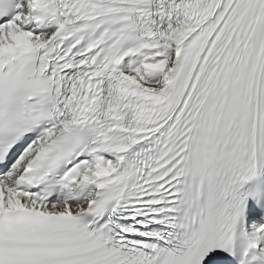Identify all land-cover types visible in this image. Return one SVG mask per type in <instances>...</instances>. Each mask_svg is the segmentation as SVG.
Listing matches in <instances>:
<instances>
[{"label": "snow or ice", "instance_id": "1", "mask_svg": "<svg viewBox=\"0 0 264 264\" xmlns=\"http://www.w3.org/2000/svg\"><path fill=\"white\" fill-rule=\"evenodd\" d=\"M0 264H264V0H0Z\"/></svg>", "mask_w": 264, "mask_h": 264}]
</instances>
